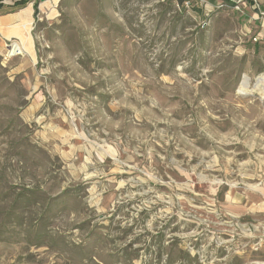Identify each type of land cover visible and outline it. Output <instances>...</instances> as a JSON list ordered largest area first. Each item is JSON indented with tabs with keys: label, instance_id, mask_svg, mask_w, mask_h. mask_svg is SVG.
I'll return each mask as SVG.
<instances>
[{
	"label": "rangeland",
	"instance_id": "1",
	"mask_svg": "<svg viewBox=\"0 0 264 264\" xmlns=\"http://www.w3.org/2000/svg\"><path fill=\"white\" fill-rule=\"evenodd\" d=\"M12 12L0 264H264V0H0Z\"/></svg>",
	"mask_w": 264,
	"mask_h": 264
},
{
	"label": "crops",
	"instance_id": "2",
	"mask_svg": "<svg viewBox=\"0 0 264 264\" xmlns=\"http://www.w3.org/2000/svg\"><path fill=\"white\" fill-rule=\"evenodd\" d=\"M31 13H32V11H30V13L29 12H26V14H25L26 18L29 17V15L31 17ZM21 14H22L21 12H19V13L12 12V13H8L7 15L0 16V24L1 25H5V26H1L2 33L3 34H5V35H11V36L16 37L15 36L16 33H18V32L22 33L23 30L24 31H27L24 28V23H21L20 29H12L9 26V23H11V22L20 21V20L23 21L21 19V17H22Z\"/></svg>",
	"mask_w": 264,
	"mask_h": 264
},
{
	"label": "bare ground",
	"instance_id": "3",
	"mask_svg": "<svg viewBox=\"0 0 264 264\" xmlns=\"http://www.w3.org/2000/svg\"><path fill=\"white\" fill-rule=\"evenodd\" d=\"M249 77H245L242 84H241V90L242 91H246L249 88ZM254 90H259L261 92L262 97L264 98V77H259Z\"/></svg>",
	"mask_w": 264,
	"mask_h": 264
},
{
	"label": "built area",
	"instance_id": "4",
	"mask_svg": "<svg viewBox=\"0 0 264 264\" xmlns=\"http://www.w3.org/2000/svg\"><path fill=\"white\" fill-rule=\"evenodd\" d=\"M11 49H10V52H9V55H15V54H18L20 53V46L16 43H11L10 45Z\"/></svg>",
	"mask_w": 264,
	"mask_h": 264
}]
</instances>
